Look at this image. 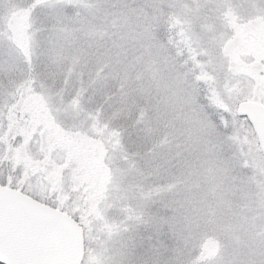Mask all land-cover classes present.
Masks as SVG:
<instances>
[{
    "label": "snow or ice",
    "instance_id": "6c2138e0",
    "mask_svg": "<svg viewBox=\"0 0 264 264\" xmlns=\"http://www.w3.org/2000/svg\"><path fill=\"white\" fill-rule=\"evenodd\" d=\"M264 0H0V264H264Z\"/></svg>",
    "mask_w": 264,
    "mask_h": 264
},
{
    "label": "rangeland",
    "instance_id": "374dc122",
    "mask_svg": "<svg viewBox=\"0 0 264 264\" xmlns=\"http://www.w3.org/2000/svg\"><path fill=\"white\" fill-rule=\"evenodd\" d=\"M239 50H252L259 49L264 50V27H261L255 31H242L238 44Z\"/></svg>",
    "mask_w": 264,
    "mask_h": 264
}]
</instances>
